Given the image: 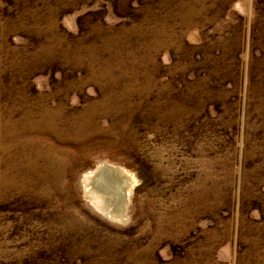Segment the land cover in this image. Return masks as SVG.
<instances>
[{
	"label": "rangeland",
	"instance_id": "rangeland-1",
	"mask_svg": "<svg viewBox=\"0 0 264 264\" xmlns=\"http://www.w3.org/2000/svg\"><path fill=\"white\" fill-rule=\"evenodd\" d=\"M0 264H264V0H0Z\"/></svg>",
	"mask_w": 264,
	"mask_h": 264
},
{
	"label": "bare ground",
	"instance_id": "bare-ground-1",
	"mask_svg": "<svg viewBox=\"0 0 264 264\" xmlns=\"http://www.w3.org/2000/svg\"><path fill=\"white\" fill-rule=\"evenodd\" d=\"M119 174V171H116L109 166L101 168L96 174H87L85 183L86 191L95 194V197L97 198H99L98 195H100L102 197L110 198L114 202H121L126 198L127 188L131 185L130 183H132V181L125 177L122 179L119 178Z\"/></svg>",
	"mask_w": 264,
	"mask_h": 264
}]
</instances>
